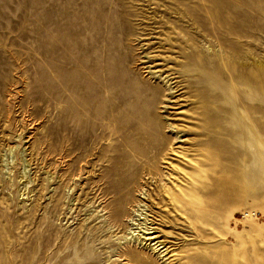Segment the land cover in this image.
<instances>
[{
  "label": "rangeland",
  "instance_id": "rangeland-1",
  "mask_svg": "<svg viewBox=\"0 0 264 264\" xmlns=\"http://www.w3.org/2000/svg\"><path fill=\"white\" fill-rule=\"evenodd\" d=\"M90 1L0 0V264H139L151 252L120 242L133 202L179 183L206 218L196 229L169 193L148 201L185 264L221 252L264 264V180L242 163L251 124L264 139V0H101L106 13L87 18L103 19L86 34ZM55 2L66 31L53 30ZM55 35L68 53L52 46ZM137 84L159 88L165 103ZM222 92L227 101L214 97ZM218 104L240 108L245 129L229 112L223 121ZM165 140L174 151L160 150ZM10 145L11 171L1 162ZM156 167L164 172L152 179ZM116 184L130 191L120 215L110 206Z\"/></svg>",
  "mask_w": 264,
  "mask_h": 264
},
{
  "label": "bare ground",
  "instance_id": "bare-ground-1",
  "mask_svg": "<svg viewBox=\"0 0 264 264\" xmlns=\"http://www.w3.org/2000/svg\"><path fill=\"white\" fill-rule=\"evenodd\" d=\"M56 7L52 8V14H53V22H54V27L53 30L57 31L59 30V26L68 30V27L66 28V15L67 13L65 12V9L59 10L60 3L55 2ZM105 7L102 4L101 0H91L90 2L87 3V8L86 10V22H85V33L86 34H94L97 29L99 28L102 19L99 21H92L88 20L87 18L93 19L97 15H102L104 17L105 15ZM51 25V24H50ZM68 26V25H67ZM53 37V36H52ZM92 36H88L84 39V45L85 47H90L92 44ZM52 46L53 47H62L63 50L68 53V50L70 49V44L66 43L64 38H60L57 35L52 38ZM54 56L56 57H64L63 54H55ZM135 91L137 92L136 89H143L145 91L151 90V95L153 98L156 100L157 106L158 103L161 102L162 104L165 103L162 99L161 95V90L159 88H156L154 90L152 87H148L144 84H137L135 86ZM173 88V87H172ZM214 97H222L227 101V93L222 92L216 94ZM230 97H232V94L230 93ZM234 100V99H233ZM155 103V104H156ZM237 103L236 98L234 100V104ZM217 107L219 110L222 112L221 117L222 120H226L227 112L229 114L233 115L235 118L241 121V127L245 129L246 123H243L242 119V114L240 108H238L236 105L233 110H229L224 106L223 104H218ZM253 108L257 110L258 104H253ZM162 122L164 126H172L173 129L176 130V135L177 139L180 141H185V139H181L183 135L179 134L182 132V129L178 128V125H176L173 121H171L169 124L165 121L164 117H162ZM235 119V120H237ZM152 123V122H150ZM244 125H243V124ZM155 124L161 128V131L159 133L163 134L165 128L162 129V125L160 121L155 120ZM168 124V125H167ZM150 126H153V124H150ZM218 132H223L221 134H224L225 136H232L235 133V130L232 128H223V129H217ZM248 139L245 136L242 138V142L245 145L247 143L249 144V147L247 148L248 151H250L248 154L245 152V155L243 157L242 163L245 165L246 169H250L249 173L251 174L252 179L254 182L257 184H260L264 180V139L261 137V130L258 126V122H254L251 124V128H248ZM209 135V133H208ZM210 136V135H209ZM169 142V140H165V143L160 142L159 145L161 147L160 150H166V151H174L176 147L172 146V144H169L166 146V144ZM199 143V142H197ZM14 147L15 145H10L2 155V164L4 163V166L8 167V170L11 171V163H14L15 161V154H14ZM188 149V148H187ZM189 150V149H188ZM181 153L178 149L175 150V152ZM176 152V153H177ZM174 154V152H173ZM213 157V155L211 156ZM187 163L191 165H195L196 162H199V160L196 157H191L190 159H186ZM251 161V162H250ZM250 162V163H248ZM225 163V162H224ZM25 167L21 169L20 176V183L22 184V189L25 191L29 189L30 187V179H28V173H27V167L28 161L24 162ZM171 168V166L169 167ZM183 169H180L179 172L181 174L183 173ZM163 170L161 167H156L150 170L149 175L152 176L153 178H157V176L160 174H163ZM185 175V174H184ZM171 177V174H169ZM188 180H191V176L187 177ZM180 186L182 185L179 183L177 187H172L168 184H165L164 186L157 185L155 187H151V191H142L141 196L138 195L136 200L133 202L132 205V210H131V216L128 218V226L126 229V233L123 234V238L121 239L120 242H134L133 244L136 245L138 248H146L151 252V256H155V258H151L150 255H148V258L146 259H138L139 264H153L152 261L155 262V264H185V258L188 256L187 254L183 253L182 246L179 245L178 248H173L172 244H170L169 241L166 239L162 238L161 233V224L163 221H165L164 217L165 214L163 213V210L158 209L156 213L153 211V207L149 204V199L152 198L153 195L156 197H159L158 193L160 195H165L166 193H169L168 201L172 200L175 204V208L177 210H189L190 211V219H186L188 222V226L190 228L196 229L197 227V222L199 218L205 222L206 218L200 215V212L198 208L196 207V203L194 202H189L185 200L184 198V193L187 190H181ZM116 190L114 191V198L110 206L113 208L114 213L116 215H120L123 212V204L127 200V195L129 194V190L126 185H117L116 184ZM171 193V194H170ZM178 193L180 196L176 197L175 194ZM160 199V198H159ZM163 205H166L164 201H161ZM158 204V203H157ZM194 204V206L192 205ZM174 210V209H173ZM112 215V214H111ZM156 215L159 217V222H155L157 219ZM102 216V215H101ZM157 224V225H155ZM163 233V232H162ZM176 244V243H174ZM128 254L137 257V251L135 249H130L128 251ZM151 258V259H150ZM215 259L218 260L219 264H244L242 260H235L233 257H231L227 252H221L220 254L217 255L215 258L214 256L210 255H204L200 257L198 260L194 261L192 264H210L212 261Z\"/></svg>",
  "mask_w": 264,
  "mask_h": 264
}]
</instances>
